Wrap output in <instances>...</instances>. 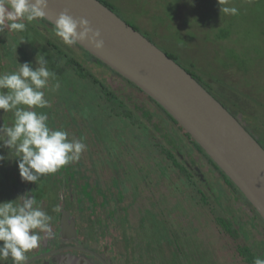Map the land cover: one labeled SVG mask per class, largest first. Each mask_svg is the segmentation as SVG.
<instances>
[{
	"label": "rangeland",
	"instance_id": "obj_1",
	"mask_svg": "<svg viewBox=\"0 0 264 264\" xmlns=\"http://www.w3.org/2000/svg\"><path fill=\"white\" fill-rule=\"evenodd\" d=\"M102 1L111 3L115 7V13L124 21L138 25L139 32L148 39L153 38L156 41H153L154 44L161 50L166 53H176L180 56L181 61L177 62L179 65L189 68L191 64H194L193 69L202 76L205 82L217 90H225L227 94H230V99L233 97L234 100H239L244 110V114L240 113V115L242 114L241 118L244 117L251 123V128L257 133L254 135L252 131L247 130L257 140L260 138L262 141L260 143L264 147V0H228L225 6L237 8L238 14L236 15L221 13L217 0ZM25 23L31 28L24 34L11 32L7 29L0 31V37L4 38L2 40L4 44L0 45V68L4 66L14 72L19 68L18 63L29 62L35 69L37 66L36 57L44 54L45 59L48 60L47 67L50 71L56 73L55 79L58 81L59 78L62 79L61 83L67 82L65 76L71 73L74 75L75 80L84 82L90 88L93 86L91 81L95 78L105 88L114 91L127 107L134 108L133 104H137L150 112L158 113L157 108L146 102L141 93L124 82L119 76L114 75L108 70L109 68L85 59L82 49L77 45H65L59 37L53 34L54 29L51 30L49 27H47L48 29L44 27L37 29L35 24L27 21ZM227 25L233 32H231L230 39L217 40L213 38L218 29L221 30L222 27L225 29ZM219 26L222 27L217 28ZM31 37H34V39L29 40ZM47 41L54 42L59 46L56 47L54 44V47L48 46ZM232 48H236L239 57L244 59L241 64L243 70L237 69V66L228 67L223 65L227 62L228 52L233 51ZM68 56L81 64L83 71L88 72L92 77L76 75L75 68L78 67L74 64H67ZM238 68L240 67L238 66ZM246 69L249 72H246ZM75 89L74 85L72 87L60 86L56 90L57 96L49 95L48 90H44L45 98L48 99V107L53 111L55 109L57 111L54 115L56 119L54 121L57 123L56 127L58 126L67 131L70 140L76 138L86 144L87 147L80 154V158L74 161L75 165L82 163V167L79 168L81 175L98 178L103 189L112 187V190L117 192L116 187L111 185L113 172L106 165L103 166L104 163L102 162L105 159L111 160L113 157L108 155L107 150L104 148V142H97L92 134L89 135L88 123L85 122L80 111L77 112L79 108L82 107L83 109L84 100L77 96ZM101 89L102 86L98 84L95 85L94 91L100 94ZM67 95H75L73 101L77 100L80 103L78 109H73L70 106L72 104L67 101ZM58 98H61L59 102L61 104L57 109L53 103ZM99 102L104 104V98L100 99ZM70 109H73L71 114H67V117L64 118L66 125L74 119L78 122L79 129L76 124L73 127L71 125L64 127L61 124L62 115L69 113ZM233 109L234 111L237 110L236 108ZM34 110L36 111V109ZM98 111H101V108H98ZM9 114L11 119L14 120L13 113L9 112ZM151 121L154 123L161 122L156 116ZM4 126H9V123L4 124ZM172 128L175 129L174 126L168 127L169 130ZM165 131L168 130L164 128V131L162 129L161 132L154 133V141L160 142L163 148H168L171 147L168 146L169 139H175L176 137L171 138L170 133L163 138L162 133L166 134ZM79 132L83 135L82 137L79 136ZM180 135H183V132H180ZM185 143L188 144L186 139H184V145H186ZM128 147L127 144H122L119 148ZM140 157L137 156L136 158L138 160L137 168L143 166ZM124 158L127 161L131 159L126 153H124ZM185 159H193L198 164L201 162L197 161L193 153L192 156L188 154ZM207 167H204L202 174L205 175L204 178H208L207 185L213 188V193L207 189L205 184H201L196 176L193 180H187L184 175H180L177 169H173L169 179L160 178L157 187L147 186L148 188H144L139 186L135 200L132 196L131 182L126 181L125 186L128 191L123 201L119 203L122 209L127 210V217L122 218V221L125 222L127 219L131 228L139 226L141 212L144 209H149L151 203L159 202L157 208L160 209L159 211H163L166 220H168L167 225L171 229L170 238L174 242L176 236L182 235L185 237V240H181L182 245L186 244L184 245L186 247H182L184 248L183 254L190 255L189 258L185 257V262L187 261L188 264H246L243 256L239 253V248H243L244 245H251L257 251L259 242L264 248V227L260 221H256L254 226L251 225L252 212L248 206L239 209L237 202L232 199L216 196L220 184L222 188H226V185L223 184L216 172L211 173ZM158 177L153 173V181L157 180ZM5 185L7 183H0L1 198H7L4 196L5 193L11 194L10 188L6 189V192L2 191L5 189ZM195 185L201 188L207 197V203L199 206L202 216L193 212L197 210L193 205L194 202L186 199V195H193L196 192ZM99 201H102L101 196ZM177 204H180L181 208L172 211ZM123 213H121L122 216H124ZM218 218L230 220L234 228H239L238 235L236 237L230 236L228 232H225L218 225ZM125 232L128 235L135 233L133 230L127 232V229ZM120 237H124L123 232ZM163 245L165 247L163 249L164 254L167 257H172L171 253L177 251L175 243ZM178 255L180 258L184 257L181 251Z\"/></svg>",
	"mask_w": 264,
	"mask_h": 264
},
{
	"label": "water",
	"instance_id": "obj_2",
	"mask_svg": "<svg viewBox=\"0 0 264 264\" xmlns=\"http://www.w3.org/2000/svg\"><path fill=\"white\" fill-rule=\"evenodd\" d=\"M87 19L104 41L96 60L162 106L241 191L264 221V147L208 90L163 50L99 0H48L43 17ZM63 264H88L73 257Z\"/></svg>",
	"mask_w": 264,
	"mask_h": 264
},
{
	"label": "trees",
	"instance_id": "obj_3",
	"mask_svg": "<svg viewBox=\"0 0 264 264\" xmlns=\"http://www.w3.org/2000/svg\"><path fill=\"white\" fill-rule=\"evenodd\" d=\"M101 1L104 5L109 7L112 11L115 12V7L107 2V1ZM130 26H132L135 30L139 31V26L133 24L132 22L126 21ZM222 26H219L217 28H221ZM218 29L215 37L217 40L220 39H230L232 36V31L229 29V25L226 26L225 29ZM228 30V31H227ZM232 32V33H231ZM213 36V35H212ZM150 41H154L153 38L149 39ZM215 40V39H214ZM216 41V40H215ZM156 42V41H154ZM153 42V43H154ZM233 51L228 52L227 62L225 60L224 66H237V69L243 70V67L241 66L242 62L244 61L243 58L239 57V54L236 50V48H232ZM84 58L88 61L90 60L89 53L85 52L84 50ZM62 53V52H61ZM166 53V52H165ZM170 58H172L174 61L178 62L181 61L180 56H178L176 53H166ZM227 54V53H226ZM65 56V55H64ZM97 62L103 66H105L102 62ZM67 64H74L78 68H75L76 75L80 77H92L88 72L83 71V68L81 64H79L77 61H75L73 58L67 59ZM189 68H183L190 74L192 77H194L206 90H208L231 114H233L242 125H246V129L252 131V133L255 135L257 132L251 128V123H249L244 117L241 118L242 114H244V110L240 104L239 100L230 99V94H227V92L223 89L217 90L213 88L210 84L204 81L202 76L197 73L193 67L194 64L190 65ZM238 66L240 68H238ZM106 67V66H105ZM246 72H249V70H245ZM73 74H69L66 77L67 82H62V79L59 78L60 86H71L74 85L76 87V94L77 96H80L84 100L83 109L79 108L80 103L76 100L73 101V96L75 95H67V101L71 103V107L73 109H78L77 112L80 111L81 115L84 117V120L86 123H88V128L90 130L89 135L92 134L93 137L98 141L104 142V148L107 150L108 155H111L113 159L108 160H102V162L106 165L108 169H111L113 172V180L112 184L118 189V195L123 200L125 198V194L128 191V188L125 186V182H131V188H132V196L135 200L137 198V191L139 189V186H143L144 188L149 187H157L160 183V178H166L169 179V177L172 174L173 169H177L179 171L180 175H184L187 180H193L194 177V171L190 168L195 165L194 160H187L185 159L187 154H189L190 150L188 146L195 147L194 149L198 150L199 152L203 153V156L208 158L209 162L215 167V169L220 173L222 176V179L224 180V184H226L228 187H221L220 184L219 189H217L218 195H216L218 198H229L232 199L234 202L237 200L238 196H234L233 194H239L241 199L245 201V203L251 208L252 212L255 216H253L251 219V225L254 226L255 221H260V223L264 226V221L260 217V215L257 213V211L252 207V205L247 201V199L244 197V195L241 193V191L232 183V181L222 172V170L212 161V159L205 153V151L191 138V136L188 133H185V136H179L178 132L172 128L171 130L168 129L169 126L176 125L177 121L162 107L160 106L156 101H154L152 98H149L150 104L154 105L157 108V112H150L147 109H139L132 108L128 109L126 105L123 103L122 99L117 96L114 91L108 90L104 87L103 84H100V82L97 81V79L93 78L92 83L93 86L88 88L84 82L75 80L73 78ZM57 79L49 81V88H51V85L54 84ZM127 81V80H126ZM128 82V81H127ZM130 86H132L135 90L138 92H141L134 84L131 82H128ZM101 85V93H97L94 91L95 85ZM79 91V92H78ZM223 91V92H222ZM49 95L52 94L53 96H57L58 93H56V90H48ZM74 92V91H73ZM73 92H71L73 94ZM51 95V96H52ZM104 98V104H101L99 101L100 99ZM46 99V98H45ZM230 99V100H229ZM48 101V99H46ZM229 102V103H228ZM98 108H101V111H98ZM233 108H236L237 112L234 111ZM73 109H70L69 113H65L62 115L61 124L62 126L73 125L78 128V122L76 120H71L67 123L64 120V118L67 117V114H71V111ZM38 110V111H37ZM242 111V112H239ZM36 112H42L45 113L48 116V126L52 129L56 127V120L54 118V112L52 109H50L48 106L45 108H36ZM74 112V111H73ZM240 113H242L240 115ZM94 116H96L94 118ZM156 116L159 120H161L160 123H154L152 122V118ZM53 117V118H51ZM94 118V119H93ZM172 124V125H171ZM54 126V127H53ZM63 127V128H64ZM179 127V126H178ZM164 128L168 130L165 131L166 134L162 133L163 138L165 135H168L171 133L173 138L175 139H169L168 146L171 147L163 148L160 142L154 141V133L161 132L162 129L164 131ZM54 129H60L63 130L60 127H56ZM79 129V128H78ZM180 130H182L181 127H179ZM258 131V130H257ZM151 133H153L151 135ZM262 133V132H261ZM80 137L83 135L78 133ZM260 136V135H258ZM256 136V137H258ZM188 141V144L184 145V139ZM259 143L262 142L260 138L257 140ZM127 144L128 148H119L120 145ZM173 144V145H172ZM262 144V143H260ZM188 145V146H187ZM193 150V148H190ZM124 153L129 155L131 159L129 161L125 160ZM137 156H141L140 162H142L143 166L140 168H137ZM183 156L184 159L181 158ZM190 164V166L188 165ZM71 166L67 167V173H71L73 175H81L79 168L82 167V163H78L77 167L74 169L70 168ZM153 173H155L158 177L157 180L153 181ZM83 176V175H82ZM198 180V179H197ZM207 182V181H204ZM205 184V183H203ZM207 187L209 185L205 184ZM99 187V185H97ZM195 188H197L196 192L189 195H186V199L193 201V205L197 208V210L193 211L196 212L198 215H201V206L202 204L207 203V197L206 194L202 191L201 188H198L197 185H195ZM210 192H214L213 188L209 190ZM233 191L235 193H233ZM201 194V196L198 197V195ZM158 203H151L149 209H144L142 212L146 214L145 219H148V222L153 225V232L158 237V241L161 242H167L169 244H176L177 251L174 254H179L181 251L182 256L189 258L187 253L183 254L184 248L186 247L182 245L181 240L184 239L182 235L176 236V239L173 240L170 238L171 229L167 225L168 220L165 218V214L163 211L158 210ZM163 203V202H162ZM157 208V210H155ZM178 208H181L180 204H177L175 206V209L172 211H176ZM182 210V209H181ZM185 212V211H184ZM218 225L225 231L228 232L230 236H237L238 235V229L234 228L232 222L230 220H226L223 218H218ZM196 232V231H195ZM181 237V238H179ZM161 245V244H160ZM159 246L158 249L161 247ZM181 249V250H180ZM239 253L242 254L248 262L252 263L254 260V257L256 256L255 253L252 252L251 247H243L239 248Z\"/></svg>",
	"mask_w": 264,
	"mask_h": 264
},
{
	"label": "flooded vegetation",
	"instance_id": "obj_4",
	"mask_svg": "<svg viewBox=\"0 0 264 264\" xmlns=\"http://www.w3.org/2000/svg\"><path fill=\"white\" fill-rule=\"evenodd\" d=\"M31 23L35 24L37 29H42V27L45 29H48L47 27L51 30L54 29V26L44 18H37ZM30 28L31 27L27 26L26 30L21 33L24 34V32H28ZM53 34H55V32H53ZM37 36L39 37V35ZM30 39L33 40L34 37L29 38V40ZM2 40H4V38L0 37V45L4 44ZM47 44L52 47L59 46L50 41H47ZM78 47L84 50L80 46ZM89 59L99 64L94 57H89ZM105 68L108 67L106 66ZM108 70L130 85L128 83L129 81L127 82L122 76L118 75L110 68ZM9 72H12L10 68L4 66L0 68V74ZM139 93L144 96L146 102L150 103V97L142 91ZM60 101L61 98H58V100L53 103L54 107H57V109L61 104L59 103ZM133 106L134 108L139 107V109H144L137 104H133ZM152 106L154 105L152 104ZM127 108L131 109L132 107L128 106ZM54 112H57L56 109ZM53 115H55V113ZM13 121L9 112L4 113V111L1 112L0 109V126L6 123H9L10 126ZM172 126L175 127V130L179 134L183 132V135L180 136H185L186 132L179 124L178 126L181 127L182 130L176 125ZM188 148L190 150V156H192L193 153L197 161H201L199 162L200 164H198V162L194 160L195 165L190 167L194 171V177L196 176L201 184H208V182H204L208 181V178H204L205 175L202 174L204 167L208 166L207 168L209 171L211 173L216 172L224 184L222 176L209 162L208 158L204 157L203 153L194 149L195 147L189 146ZM190 148H193V150ZM8 152L9 150L7 148L0 149V156L5 157L3 161H0V183H7V185H5L6 187H4L5 189L2 191L6 192V189L10 188L11 194L5 193L4 196L7 198L0 197V202L14 201L18 198L14 203H20L25 197L32 195L36 198L37 206L41 207L52 217L50 222L51 233H40L41 241L39 247L26 254L28 257L26 264H63L66 258L73 257L79 260L83 258L88 264H188L187 261H184L186 260L185 257L180 258L178 254H173L171 255L172 257L165 256L163 250L165 247L163 244H170L164 241L161 243L158 241V237L151 229L153 225L148 222V219H145V213L141 212V223L139 226H135V228H131V226L128 225L126 218L125 222L122 221V218L124 219V217H127V210L120 207L119 203L123 200L119 197L118 192L112 190V187L103 189L99 183V179L91 178L89 175L85 176L83 174L82 176L67 173V167L71 166V169H75L78 163L75 165L73 161L60 168L54 174L42 176L37 184H35L21 180L17 160L11 153L8 155ZM181 158L184 159L183 156H181ZM188 165L190 166V164ZM103 166H105V164H103ZM97 185H99V187ZM111 185L115 187L114 184ZM227 187L226 185V188ZM118 189H120V187ZM207 189L210 190L211 188L208 186ZM233 193L235 192L233 191ZM0 194H2L1 191ZM233 195L236 197L238 196L235 202L239 205V209L248 206L245 201L241 199L239 194ZM100 196L102 197V201H99ZM249 209L252 212L250 207ZM122 212H124V216L121 215ZM253 216L255 215L252 212V217ZM126 229L127 232L133 230L135 233L128 235L125 232ZM122 232L124 234L123 238L120 237ZM259 243L257 251H255L251 245H244V247H251L252 252L255 253L256 256L259 255L264 257V248ZM158 245H160V249H158ZM173 253H175V251H173ZM243 259L246 264H253V262H248L244 256ZM2 264H12V259L9 257L6 261H3Z\"/></svg>",
	"mask_w": 264,
	"mask_h": 264
},
{
	"label": "clouds",
	"instance_id": "obj_5",
	"mask_svg": "<svg viewBox=\"0 0 264 264\" xmlns=\"http://www.w3.org/2000/svg\"><path fill=\"white\" fill-rule=\"evenodd\" d=\"M217 3L221 13L238 14L237 8L225 6L228 0ZM47 6L48 0H0V31H25V21L43 18ZM54 25L55 35L65 45L87 41L97 50L104 46L99 30H94L87 19L73 18L67 10L60 13ZM18 64V70L0 74V109L14 115L11 126H0V149L7 148L8 155L16 158L22 181L37 184L42 176L78 160L87 146L76 138L70 140L65 130L50 128L48 116L34 110L48 106L44 90L60 87L56 81L49 88L56 73L47 67L45 55L36 57L35 69L29 62ZM4 159L0 156V161ZM14 201L0 202V264L9 257L12 264H26V254L39 247L40 233H51L52 217L37 206L34 196L28 195L20 203ZM253 264H264V257L255 256Z\"/></svg>",
	"mask_w": 264,
	"mask_h": 264
}]
</instances>
